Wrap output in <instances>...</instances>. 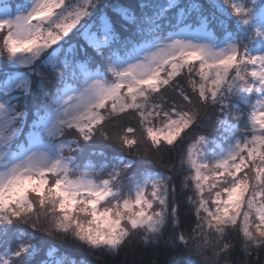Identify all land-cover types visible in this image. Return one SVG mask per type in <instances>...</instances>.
Returning <instances> with one entry per match:
<instances>
[{"label":"snow or ice","instance_id":"6c2138e0","mask_svg":"<svg viewBox=\"0 0 264 264\" xmlns=\"http://www.w3.org/2000/svg\"><path fill=\"white\" fill-rule=\"evenodd\" d=\"M46 237L264 264V0H0V264Z\"/></svg>","mask_w":264,"mask_h":264},{"label":"trees","instance_id":"16d2710c","mask_svg":"<svg viewBox=\"0 0 264 264\" xmlns=\"http://www.w3.org/2000/svg\"><path fill=\"white\" fill-rule=\"evenodd\" d=\"M126 2V0H122ZM203 130L202 127L195 128L192 132L189 133V136L186 138L185 144L182 145L183 148H187L188 144L192 142L196 134ZM154 171H163V168L160 165L154 166ZM184 175H188L185 171L181 176L176 178L177 189L179 191L180 181L183 179ZM191 188V185H189ZM188 195H193L191 191H186L179 195V204H180V213L181 220H185V214L188 213V204L186 197ZM183 226V225H182ZM171 234V230L165 234V238ZM233 240L237 244V247L232 252V259H242V254L239 249V236L233 233ZM45 239L48 242L56 247L60 253L67 255L68 257L75 259L80 262V264H132L133 261H136L137 264H163V261L175 255L170 249L161 245L159 248H145L139 243L133 242L134 246L129 247L125 251H122L118 257H104L103 260H98L95 256L89 254L88 252L72 245L65 243L59 239H52L46 237ZM38 260L45 259V255L42 252L38 257ZM253 261H256L258 258L256 256L251 257ZM259 259L264 260V255H261Z\"/></svg>","mask_w":264,"mask_h":264}]
</instances>
